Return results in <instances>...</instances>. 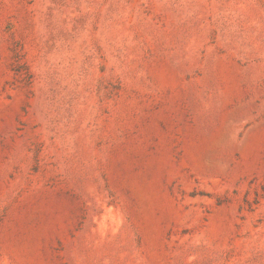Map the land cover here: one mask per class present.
I'll use <instances>...</instances> for the list:
<instances>
[{"label": "rangeland", "instance_id": "374dc122", "mask_svg": "<svg viewBox=\"0 0 264 264\" xmlns=\"http://www.w3.org/2000/svg\"><path fill=\"white\" fill-rule=\"evenodd\" d=\"M0 264H264V0H0Z\"/></svg>", "mask_w": 264, "mask_h": 264}]
</instances>
